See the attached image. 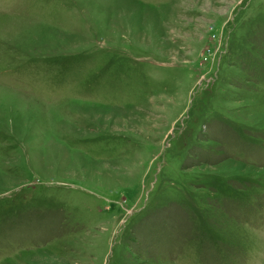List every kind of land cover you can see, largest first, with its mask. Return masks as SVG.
I'll return each instance as SVG.
<instances>
[{
  "label": "rangeland",
  "instance_id": "rangeland-1",
  "mask_svg": "<svg viewBox=\"0 0 264 264\" xmlns=\"http://www.w3.org/2000/svg\"><path fill=\"white\" fill-rule=\"evenodd\" d=\"M0 264H264V0H0Z\"/></svg>",
  "mask_w": 264,
  "mask_h": 264
}]
</instances>
